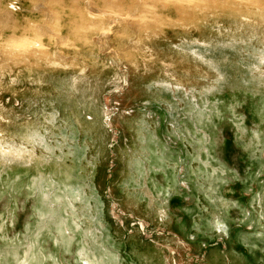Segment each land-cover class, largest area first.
I'll return each mask as SVG.
<instances>
[{
    "label": "rangeland",
    "instance_id": "374dc122",
    "mask_svg": "<svg viewBox=\"0 0 264 264\" xmlns=\"http://www.w3.org/2000/svg\"><path fill=\"white\" fill-rule=\"evenodd\" d=\"M13 1L0 264H264V0Z\"/></svg>",
    "mask_w": 264,
    "mask_h": 264
},
{
    "label": "bare ground",
    "instance_id": "6f19581e",
    "mask_svg": "<svg viewBox=\"0 0 264 264\" xmlns=\"http://www.w3.org/2000/svg\"><path fill=\"white\" fill-rule=\"evenodd\" d=\"M16 1H17V0H16ZM44 1H45V0H44ZM49 1H50V0H49ZM102 1H103V0H102ZM105 1H106V0H105ZM110 1H111V0H110ZM124 1L127 2L126 0H124ZM130 1H132V0H130ZM141 1H143V0H137L136 2H134L133 5H134V7H135L136 9H143V10H146V11L148 10V13H149V12L152 13V12H154L153 10H156V6L154 7L153 2L151 3V2L149 1V3H143V2H141ZM147 1H148V0H147ZM155 1H156V0H155ZM161 1H162V0H161ZM161 1H160V2H161ZM172 1H175V3H176V1H177V2L179 3L181 0H172ZM186 1H187V0H186ZM186 1H185V2H186ZM190 1H191V0H190ZM204 1H205V0H203V2H204ZM207 1H208V0H207ZM218 1H219V0H218ZM218 1H217V2H218ZM249 1H250V0H249ZM51 2H55V0H51ZM111 2H113V0H112ZM160 2H159V3H160ZM165 2H166V1H165ZM170 2H171V1H170ZM183 2H184V1H183ZM185 2H184V3H185ZM205 2H206V1H205ZM10 3H11V2L8 3V7H9V8H11V7H10ZM14 3H16V2H14V1L12 0V4H14ZM45 3L48 4L47 1H46ZM154 3H155V2H154ZM156 3H157V1H156ZM180 3H182V2H180ZM186 3H187V2H186ZM186 3H185V4H186ZM193 3H194V2H193ZM196 3H197V2H195V6H196ZM209 3H210V2H209ZM225 3H226V2H225ZM250 3H251V2H250ZM46 4H45L44 6H46ZM52 4H53V3H52ZM77 4H78V3H77ZM79 4L81 5L82 3H79ZM79 4H78V5H79ZM129 4H130V3H129ZM129 4H128V5H129ZM163 4H164V3H163ZM173 4H174V3H173ZM205 4H207V3H204V5L202 4V6H203V10H204V7L206 6ZM220 4H222V2H221ZM233 4H234V3H233ZM236 4H237V2H236ZM49 5H50V4H49ZM66 5H67V4H66ZM82 5H83V4H82ZM155 5H156V4H155ZM160 5L162 6V4H160ZM160 5H158L159 8H160ZM182 5H183V4H182ZM186 5H187V4H186ZM198 5H199V4H198ZM200 5H201V4H200ZM208 5H209V4H208ZM234 5H235V4H234ZM234 5H233V6H234ZM247 5H248V4H247ZM58 6H60V5L58 4ZM61 6H62V4H61ZM67 6L69 7V5H67ZM193 6H194V5H193ZM193 6H192V7H193ZM209 6H210V5H209ZM236 6H237V5H236ZM50 7H51V5H50ZM63 7H64V5H63ZM78 7H80V6H78ZM187 7H188L189 9H191V7H189V6H185V7H183V8H187ZM197 7H198V6H197ZM197 7H195V8H197ZM61 8H62V7H61ZM64 8H65V7H64ZM64 8H62L63 11H64ZM120 8H121V7H120ZM123 8H124V7H123ZM164 8H165V7H164ZM166 8H167V7H166ZM201 8H202V7H201ZM208 8H211V6H210V7H207V6H206L205 9H208ZM260 8H261V7H260ZM262 8H263V7H262ZM262 8H261V9H262ZM11 9H12L13 11H15V10L20 9V7H18V6H16V5H15V6L12 5V8H11ZM49 9H50V8H49ZM192 9H193V8H192ZM197 9H198V8H197ZM62 10H61V11H62ZM91 10H92V9H91ZM193 10H195V9H193ZM211 10H212V8H211ZM211 10L208 9V11H211ZM19 11H20V10H19ZM197 11H198V10H197ZM51 12H52V11H51ZM155 12H156V11H155ZM159 12H161V11H157V13H159ZM234 12H235V10H234ZM18 13H19V12H18ZM159 14H160V13H159ZM259 14H260V13H259ZM146 15H148V14H146ZM261 16H262V14H261ZM142 17H143V16H142ZM147 17H148V16H147ZM147 17H146V18H147ZM259 17H260V15H259ZM262 17H263V16H262ZM154 18H155V17H154ZM154 18H153V19H154ZM157 18H158V17H157ZM136 19H137V18H136ZM249 19H250V18H249ZM130 20H131V19H130ZM146 20H147V19H146ZM154 20H155V19H154ZM251 20H252V19H251ZM144 21H145V20H144ZM130 22H131V21H130ZM252 22H253V21H252ZM257 22H258V21H257ZM261 23H262V22H261ZM149 24H150V23H149ZM153 24H155V23L153 22ZM249 24H251V23H249ZM252 24H253V23H252ZM256 26H257V25H256ZM25 39H26V38H25ZM31 40L34 41V38L31 39ZM25 41H26V40H24V42H25ZM28 41H30V40H28ZM28 41H27V42H28ZM21 43H22V42H21ZM30 43H31V41H30ZM22 44H23V43H22ZM28 44H29V42H28ZM35 44H36V43H35ZM24 45H26V44H24ZM24 45H23V46H24ZM29 45H30V44H29ZM41 45H42V44H41ZM13 46H14V45H13ZM33 46H34V45H33ZM29 47H30V46H29ZM32 48H33V47H32ZM36 48H37V47H36ZM27 49H28V47H27ZM46 49H47V48H46ZM29 50H30V49H29ZM35 50H37V49H35ZM35 50H34V51H35ZM25 51H26V50H25ZM35 52H36V51H35ZM37 52H39V51H37ZM44 52H45V51H43V53H44ZM47 52H49V51H47ZM26 53H27V52H26ZM40 53H41V52H40ZM43 53H42V54H43ZM45 53H46V52H45ZM32 54H33V53H32ZM38 54H39V53H38ZM50 54H51V53H50ZM39 55H40V54H39ZM45 55H46V54H45ZM40 57H42V55H41ZM43 58H44V56H43ZM46 58H48L49 61H53V62H55V60H59V59H57V56H56V54H54V52H53V54H51V55H48V54H47V55H46ZM39 59H40V58H39ZM48 59H47V60H48ZM45 60H46V59H45ZM47 60H46V61H47ZM42 62H43V61H42ZM44 62H45V61H44ZM53 62H48V64H49V63H53ZM45 64H46V63H45ZM48 64H46V66H47ZM55 64H56V62H55Z\"/></svg>",
    "mask_w": 264,
    "mask_h": 264
}]
</instances>
